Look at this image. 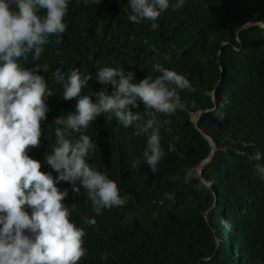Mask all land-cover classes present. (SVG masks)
Segmentation results:
<instances>
[{
  "label": "trees",
  "instance_id": "trees-1",
  "mask_svg": "<svg viewBox=\"0 0 264 264\" xmlns=\"http://www.w3.org/2000/svg\"><path fill=\"white\" fill-rule=\"evenodd\" d=\"M126 9L127 0H69L62 42L51 37L40 59L30 54L24 64L46 66L39 74L55 93L46 100L40 145L28 152L54 178L45 159L55 143L54 119L74 112L77 100L62 98L57 69L89 74L81 95L93 102L95 92L112 91L96 79L104 66L131 71L138 83L159 75L153 71L159 61L184 74L194 89L180 92L184 106L173 115L157 114L165 151L157 173L140 155L146 135H134L106 114L85 130L97 145L89 163L131 198L96 215L83 189L74 194L70 182L57 184L68 190L63 203L75 205L70 219L86 233L87 255L78 264H264V176L258 171L264 168V0H185L182 9L163 12L155 30L149 21L130 22ZM137 104L132 111L143 114V103ZM257 152L261 159L253 160ZM207 158L204 184L196 190L198 181L185 183L184 176L198 173ZM136 160L140 166L133 168ZM84 216H94L96 224H84Z\"/></svg>",
  "mask_w": 264,
  "mask_h": 264
},
{
  "label": "clouds",
  "instance_id": "clouds-1",
  "mask_svg": "<svg viewBox=\"0 0 264 264\" xmlns=\"http://www.w3.org/2000/svg\"><path fill=\"white\" fill-rule=\"evenodd\" d=\"M68 2L0 0V264H78L87 255L83 239L86 233L70 219L75 205L70 209L63 203L68 190H60L57 184L70 182L74 194L83 189L96 215L125 206L131 198L121 194L117 182L105 171L89 163L97 145L85 130L97 116L106 114L107 119L114 117L123 128H133L134 135H146L140 155L152 173H157L165 156L156 126L157 114L173 115L184 106L180 92L194 90L184 74L159 61L153 64V71L159 75H147L138 83L134 82L133 72L104 66L98 69L96 79L110 84L112 91L95 92L93 102L90 95H81L91 78L89 74H81L74 67L57 69L54 77L62 84V98L77 100L74 112L54 119L58 125L54 129L55 143L45 159L57 175L54 178L41 171L40 161L28 152L40 145L41 122L49 111L46 100L55 93L44 75L39 74L46 66L24 64L30 54L32 61H38L45 45L53 43L51 37H56V44L62 42L61 36L67 30L64 17ZM90 2L97 4L98 0ZM184 4L185 0H127L126 11L130 22L149 21L155 30L163 12L170 7L182 9ZM138 100L143 103V114L132 111L138 107ZM145 116L149 118L145 120ZM218 118H223V112L218 113ZM251 158L259 160L261 153ZM138 166L140 160L134 161L132 167ZM258 171L264 176V168L258 167ZM193 180L198 181L193 185L196 190L204 184L200 174L189 170L184 182ZM166 199L174 201L175 197L167 193ZM82 219L86 225L96 224L94 216Z\"/></svg>",
  "mask_w": 264,
  "mask_h": 264
},
{
  "label": "rangeland",
  "instance_id": "rangeland-1",
  "mask_svg": "<svg viewBox=\"0 0 264 264\" xmlns=\"http://www.w3.org/2000/svg\"><path fill=\"white\" fill-rule=\"evenodd\" d=\"M199 115H200V113L192 114L191 118H192V122H193V123H195V122L197 121V119L199 118ZM203 163H204V161H203L201 164H199V165L197 166V171H198V172L200 171V169H201Z\"/></svg>",
  "mask_w": 264,
  "mask_h": 264
},
{
  "label": "water",
  "instance_id": "water-1",
  "mask_svg": "<svg viewBox=\"0 0 264 264\" xmlns=\"http://www.w3.org/2000/svg\"><path fill=\"white\" fill-rule=\"evenodd\" d=\"M200 113H201V112H200ZM194 124H195L196 127H197V121H196ZM210 143H211V145L214 147V143H213V140H212V139H210ZM208 160H209L208 158L204 160V163H203V165H202L200 171L198 172L200 175H201V173H202V169H203L205 163H206Z\"/></svg>",
  "mask_w": 264,
  "mask_h": 264
}]
</instances>
